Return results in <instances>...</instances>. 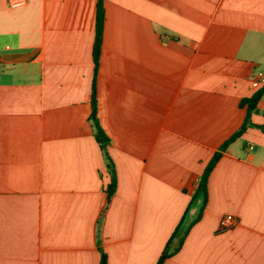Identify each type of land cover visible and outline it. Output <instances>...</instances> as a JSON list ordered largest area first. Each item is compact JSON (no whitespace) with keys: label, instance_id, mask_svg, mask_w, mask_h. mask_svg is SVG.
Here are the masks:
<instances>
[{"label":"crops","instance_id":"0c3cea01","mask_svg":"<svg viewBox=\"0 0 264 264\" xmlns=\"http://www.w3.org/2000/svg\"><path fill=\"white\" fill-rule=\"evenodd\" d=\"M96 2L0 0V264H154L264 80V0H102L107 202ZM250 122L163 264H264V94Z\"/></svg>","mask_w":264,"mask_h":264},{"label":"trees","instance_id":"16d2710c","mask_svg":"<svg viewBox=\"0 0 264 264\" xmlns=\"http://www.w3.org/2000/svg\"><path fill=\"white\" fill-rule=\"evenodd\" d=\"M103 20H104V9L102 0H97L96 2V13H95V36L94 42L92 47V59L94 63V77H93V88L91 93V113L90 119L93 125L94 137L99 143V146L103 152L105 158V165L107 171L109 173V182L105 187L106 192V200L108 202L110 196L114 193L116 188V175L114 170L113 161L110 158L107 152V144L109 143V138L101 128L98 119L96 117V98L94 92V81L96 76L97 64L99 59L100 53V44H101V33L103 28ZM264 94V80L261 85H259L256 90L249 96L243 97L240 100V105L245 106L246 114L241 126L235 130L219 147L218 150L214 151L211 157L209 158L208 162L206 163L202 173L200 174L199 178L197 179L195 190L191 196V199L181 217L178 224L175 226L173 231L171 232L170 236L166 240L163 249L161 250L156 262L154 264H163L166 258L173 255L177 252L183 242L184 236L187 233L189 227L196 222L200 215L201 211L204 208V204L207 198V180L209 173L211 172L212 168L214 167L215 163L221 156V152L226 148L229 142L234 140L235 138L239 137L246 129L248 125H251L250 122V115L253 111L256 110V105L260 97ZM200 199L201 204L197 215L192 220H187L186 216L191 208V206ZM99 264H107L106 254L103 250L100 249V258Z\"/></svg>","mask_w":264,"mask_h":264},{"label":"built area","instance_id":"2783aa9c","mask_svg":"<svg viewBox=\"0 0 264 264\" xmlns=\"http://www.w3.org/2000/svg\"><path fill=\"white\" fill-rule=\"evenodd\" d=\"M9 6H16L19 5L21 3L24 2V0H7ZM258 82L257 81H253V85H257ZM235 217L231 214H226L225 216H223L222 220H221V228H225L230 226L232 223L235 222Z\"/></svg>","mask_w":264,"mask_h":264}]
</instances>
